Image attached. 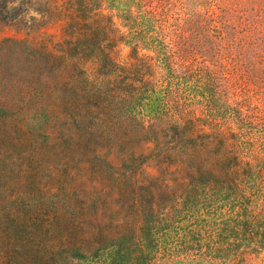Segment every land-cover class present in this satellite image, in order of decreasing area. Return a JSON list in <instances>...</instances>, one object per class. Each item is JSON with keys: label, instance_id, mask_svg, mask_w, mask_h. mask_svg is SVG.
Returning a JSON list of instances; mask_svg holds the SVG:
<instances>
[{"label": "rangeland", "instance_id": "obj_1", "mask_svg": "<svg viewBox=\"0 0 264 264\" xmlns=\"http://www.w3.org/2000/svg\"><path fill=\"white\" fill-rule=\"evenodd\" d=\"M47 1L2 5L4 16L10 7L21 15L0 22V42L49 41L50 48H57L64 22L44 24L36 11L47 10ZM53 1L48 10L67 0ZM103 4L121 32H139L116 48L115 65L107 70L88 62L72 73L58 74L59 66L53 63L40 75L30 68L36 54L27 45L7 42L0 49V100L11 103L7 112L0 111V229L19 233L24 228L20 220L26 223L40 209L35 206L47 205L48 210L50 202L62 203L68 197L76 198L78 205L68 212L62 207L64 217L89 222L95 231L107 229L111 221L125 216L126 196L111 186L116 172L132 168L133 157L189 148L194 140L188 135L193 134L197 144L215 135L242 161L240 175L209 188L161 195L157 223L152 224L161 235L154 242L173 251L167 256L156 252L153 264H264V58L255 54L254 33L231 28L225 29L234 41L229 53L219 39L220 28L206 19L208 10L219 15L226 9L238 24L243 10L251 16L259 2L155 0L161 25L134 0ZM151 25L163 29L166 46L171 38L185 50L182 66L172 75L160 66L165 49L152 41L156 34ZM235 34L253 46L242 50ZM134 44H140L138 56L147 57L151 69L130 67ZM72 84L76 88H70ZM170 162L139 161L146 174L161 173L172 185L175 167L164 170ZM87 198L93 201L84 209ZM46 209L37 212L42 223ZM111 240L99 236L83 249L59 250L46 264H128L135 254L133 242ZM114 244L120 255L113 260L109 254ZM143 260L136 255L134 264Z\"/></svg>", "mask_w": 264, "mask_h": 264}, {"label": "trees", "instance_id": "obj_2", "mask_svg": "<svg viewBox=\"0 0 264 264\" xmlns=\"http://www.w3.org/2000/svg\"><path fill=\"white\" fill-rule=\"evenodd\" d=\"M134 1L141 4L142 7H146V13L150 15V18L160 24L161 12L154 4L155 0ZM256 1L259 2V6H255L252 9V15L248 16V10L244 9L243 14L238 18V24L228 18V10L226 9H222V13L219 15L215 12H210L211 10L207 11L206 19L211 20L220 28L217 31L219 32V39L221 43H225L229 53L232 51L231 48L234 47V41L229 39L230 33L225 30L227 28L236 29L240 32L254 33L255 54L264 58V0ZM53 2V0L47 1L45 6L47 10L37 9L36 11L42 16L41 21L44 24L64 22V37L57 44V48H50L49 41H41L37 44L28 41L17 42L8 38L0 42V49L7 42L15 44L17 47L27 45L36 54L30 68L32 71L37 69L36 71L40 75H42L40 71L46 70L53 63L59 66L56 70L58 74L72 73L79 64L88 62L95 66L97 70H107L115 65L116 48L123 42L129 41V39L130 41L134 40L139 34V32L134 31L131 36V34H125L116 28L113 15L104 12L103 0H67L63 5L54 8V11L48 10L49 7L52 8ZM11 3H13V0H0L1 23L5 19L13 21L21 15L20 13H14L16 12L14 7L5 8L7 10L4 12L6 16L2 14V5L7 7ZM9 14L11 16H7ZM156 27H159L157 28L159 30ZM149 28L156 34L155 39L152 41L161 50L165 49L159 60L160 66L169 75H172L176 66H182V53L185 50L171 38L168 39L170 40V43H168L170 45L166 46L167 35L164 34L160 26L151 25ZM245 38H238L235 34V40L239 42L242 50L246 45L253 46L251 42H246ZM139 45L134 44L133 53L135 55L133 61L130 62V67L136 70L143 67L151 69L152 64L149 63L147 65V57L138 56ZM231 57L234 58L233 55ZM32 75L34 76V74ZM105 80L108 82L109 78L106 77ZM70 88H76L75 84H72ZM59 91L58 94L60 95L61 90ZM10 104L7 101L0 100V111L2 113L7 112L5 107ZM187 137L190 140H194V144L189 148L183 150L174 149L166 152L157 151L151 152L147 156L133 157L130 170L115 173L116 179L112 181L111 187L126 196L125 201L122 203L125 216L121 214L118 221H111L107 229L101 228L95 231L92 227H89V222L88 224L80 221L76 223L70 217H64L65 215H62L59 210L62 207H65L67 212L72 210L71 207L78 205L76 198L68 197L62 203L50 202L48 210L45 208L47 205H37L35 207H40V209L34 211V216L28 218L26 223L20 220L21 226L24 227L21 232L18 233L14 229L11 231L0 229V264H7L8 262L46 264L50 256L57 251L83 249L86 244L99 236L119 242L121 238L124 242H133L131 245L134 246L133 252L135 254H133L134 258L128 264L135 263L136 255L138 258H144L143 264H153V257L156 252H163L165 256L171 254L173 251L171 246L161 247L160 244L154 242L161 235V231L156 226H152L153 223H157L155 220L158 215L156 207L159 205L161 195L171 194L175 196L184 192L185 189L183 190V188L191 189L202 186L209 188L213 185L230 181L240 175V167L242 165V161L236 155L231 154L225 147V140L220 136H205L207 137L205 144H197L196 137L194 138L193 134ZM163 154V158H160ZM149 158L158 162L163 159H171L173 161L164 169L165 171L168 170L170 165L175 167L171 171L176 177V179L172 180V185L162 179L161 173L159 176H149L145 173L142 166L140 167L139 161ZM91 201L93 200L87 198L83 208L89 207ZM43 209L48 211L45 216L47 220L44 223L40 221L39 215H37V212H43ZM71 215L68 214L67 216ZM150 217L152 220L149 219ZM126 233H128V236H126ZM118 245H112V251L109 255L113 260L120 255V252H117ZM190 245L193 244L190 243ZM188 246L181 245L179 247L181 249H190ZM63 264H82V262L73 260L70 263Z\"/></svg>", "mask_w": 264, "mask_h": 264}]
</instances>
